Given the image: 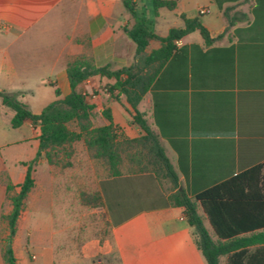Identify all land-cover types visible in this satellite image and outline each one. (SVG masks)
Segmentation results:
<instances>
[{
	"label": "crops",
	"instance_id": "0c3cea01",
	"mask_svg": "<svg viewBox=\"0 0 264 264\" xmlns=\"http://www.w3.org/2000/svg\"><path fill=\"white\" fill-rule=\"evenodd\" d=\"M132 1L158 36L184 27L185 15L199 18L211 42L199 32L177 41L179 51L136 107L108 92L113 80L107 77L78 86L94 105L95 127L109 124V108L118 139L143 142L133 143V160L123 161L119 175L91 158L83 142L75 145L74 172L49 164L42 153L12 242L17 264H207L185 208L170 196L181 190L193 196L264 164V0H175L174 9L161 7L157 16L152 0ZM162 16L173 19L159 28ZM134 23L124 0H0V91L41 114L72 92L70 59L84 56L112 71L136 64V43L126 31ZM160 46L154 39L147 51ZM137 113L157 135L175 182L153 141L144 144ZM14 114L0 97V264H6L9 235L3 216L12 211L7 185L14 186L11 194L19 192L40 146L39 124L28 120L13 128ZM92 191L96 204L83 200ZM100 214L106 228H81L85 218Z\"/></svg>",
	"mask_w": 264,
	"mask_h": 264
},
{
	"label": "trees",
	"instance_id": "16d2710c",
	"mask_svg": "<svg viewBox=\"0 0 264 264\" xmlns=\"http://www.w3.org/2000/svg\"><path fill=\"white\" fill-rule=\"evenodd\" d=\"M124 2L135 20L126 31L136 43V64L112 71L108 67L95 66L84 56L70 59L67 70L72 92L47 106L39 115L33 114L28 104L15 95L0 91L3 103L15 112L11 120L13 128H20L26 121L32 120L39 124L41 130L39 151L28 163L27 175L19 192L11 194L14 186L7 185V198L12 203V211L3 216L9 229L3 250L6 264H17L12 242L18 218L35 186L34 166L42 153L49 164L67 168L73 164L75 145L83 142L91 158L104 162L110 175H119L123 161L133 160V143L143 142L142 138L118 139L109 108L104 111L109 124L95 127L91 119L94 105L87 101L86 94L79 91L78 86L97 75L107 77L113 80L107 85L108 92L116 100H120L121 95L125 96L127 102L136 107L179 51L177 41L187 34L199 32L206 44L211 42L208 30L198 17L182 15L184 27L172 28L167 36L160 37L152 30L150 18L138 13L132 0ZM161 7L174 9L176 1L152 0V15L157 16ZM154 39H158L161 46L148 52L147 47ZM56 95H60L59 89H56ZM133 120L146 132L144 144L149 139L153 141L157 158L165 165L167 176L175 182L176 174L158 145L157 135L152 133L141 114L137 113ZM125 170L134 171L132 167ZM94 199V204L98 203L97 193ZM83 200L88 201L85 194ZM170 201L185 208L187 222L195 229L196 243L207 264H264V164H257L193 196L185 190L178 191L170 196Z\"/></svg>",
	"mask_w": 264,
	"mask_h": 264
},
{
	"label": "rangeland",
	"instance_id": "374dc122",
	"mask_svg": "<svg viewBox=\"0 0 264 264\" xmlns=\"http://www.w3.org/2000/svg\"><path fill=\"white\" fill-rule=\"evenodd\" d=\"M165 11L164 12H168V10L167 9H164ZM173 19V17H170V16H166V18L165 17H159V19H158V27L159 28H161V27H163L164 26V24L166 23V21L167 20H172ZM77 148H78V144H77ZM75 149H76V147H75ZM78 157V156H77ZM76 155H75V157H73V160L75 159V160H77L76 158ZM95 161H100V160H95ZM126 161H129L128 159L126 160ZM101 162V161H100ZM62 169H65V170H67V171H69V173L70 172H74L73 171V168H69V167H67V168H62ZM124 169H126V168H124ZM106 171V170H105ZM126 171V170H125ZM104 172V171H103ZM105 173V172H104ZM71 175V174H70ZM77 186L75 185H73L72 186V190H73V192H75V188H76ZM71 189V188H70ZM96 195V193L94 192V191H92V192H90V193H87V199H88V201H89V203H94V201H95V199H94V196ZM91 219H92V217H91ZM91 219H89L88 217L87 218H85V221H84V224L82 225V227L81 228H106V223H105V219H104V217H103V215H101L100 214V219H95V221H93V220H91ZM205 222H206V225L208 226V228H210V226H209V224H208V222H207V220L205 219ZM195 230V229H194ZM7 237L8 236H6L5 237V244H6V241H7ZM147 252V251H146ZM150 252V251H149Z\"/></svg>",
	"mask_w": 264,
	"mask_h": 264
},
{
	"label": "built area",
	"instance_id": "2783aa9c",
	"mask_svg": "<svg viewBox=\"0 0 264 264\" xmlns=\"http://www.w3.org/2000/svg\"><path fill=\"white\" fill-rule=\"evenodd\" d=\"M209 10L207 9V8H202L201 10H200V12H202V13H206V12H208ZM95 264H108V263H106V262H104L102 259H97L96 261H95Z\"/></svg>",
	"mask_w": 264,
	"mask_h": 264
}]
</instances>
